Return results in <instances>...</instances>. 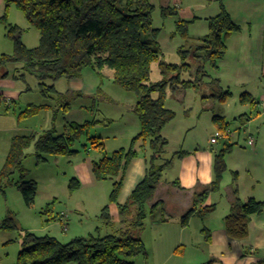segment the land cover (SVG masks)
<instances>
[{
    "label": "trees",
    "instance_id": "16d2710c",
    "mask_svg": "<svg viewBox=\"0 0 264 264\" xmlns=\"http://www.w3.org/2000/svg\"><path fill=\"white\" fill-rule=\"evenodd\" d=\"M10 2H14L28 24L38 31L39 41L33 47L25 45L21 39L22 28L8 23L6 37L13 43V52L0 57V66L7 62L15 63V79L27 82L28 74L37 78L40 95L44 99H56L59 104L55 118L60 111L64 116L70 108L68 99H62L66 94L56 90V80L79 77L85 67L98 73L104 68L111 69L112 82L136 94L132 111L140 127L128 147H120L94 160L91 163L92 175L96 181H112L109 202H116L124 171L141 148L146 150V173L126 201L118 205V223L112 220L107 204L101 209V222L106 227H115L113 232L101 234L96 227L94 233L77 236L67 242H61L54 236L26 232L16 261L9 264H134V258L146 254L140 231L149 215L159 209L162 212L168 210L167 205L172 201L179 211L181 224L185 226L195 211L199 215L213 211L215 204L200 205L210 192L219 190L226 170L225 156L234 143L222 141L220 149L215 152L212 183H198L187 190L181 188L177 181L162 180L163 172L176 156V153L166 154L168 141L162 135V129L175 117V112L165 106L169 91H177L178 98L182 99L187 89L200 91L206 85L208 93H204L206 96L203 98L225 102L231 96V92L223 90L219 79L212 78L210 73L224 57L227 38L240 31V26L233 22L228 12L222 8L219 14L208 18V32L195 39L189 35L191 20L177 18L172 35L178 34L185 43L177 49L179 62L173 63L163 59L158 42L160 29L153 27L155 4L151 0H6L2 21L6 18ZM159 5L162 17L178 15L174 0H159ZM154 61L161 74L157 81L150 78ZM193 66L191 76L189 73ZM239 100L243 104L255 103L248 92L241 93ZM45 106L29 105L20 116L30 117ZM213 119L220 129L225 127L221 124L222 116L214 115ZM99 121L64 122L60 130L52 127L40 134L14 137L0 172V192L14 185L25 205L31 206L37 185L25 178L26 169L22 161L27 156L26 150L33 145L35 155L42 161H46L49 155H76L79 151L75 144L83 136L87 137L90 147L103 149L102 138L89 134L90 127ZM237 178L235 171L230 191L231 208L223 223L226 235L238 240L248 235L250 216L264 210V201L254 197L242 201L236 193ZM78 185L77 179L72 177L69 188L74 189ZM175 190L182 195L181 198H176ZM13 219L9 214L0 227L6 230L17 228ZM257 262L264 264V258Z\"/></svg>",
    "mask_w": 264,
    "mask_h": 264
},
{
    "label": "crops",
    "instance_id": "0c3cea01",
    "mask_svg": "<svg viewBox=\"0 0 264 264\" xmlns=\"http://www.w3.org/2000/svg\"><path fill=\"white\" fill-rule=\"evenodd\" d=\"M174 3L178 8V15L170 17L191 20V24L204 23V27L199 26L200 33L198 32V36L195 38L201 37L208 32V18L219 14L222 8L228 12L233 22L240 26V31L231 34L227 38L224 57L219 61L211 77L219 79L223 90H229L231 86H237L240 94L248 92L255 99V103L250 105L264 109V0H174ZM5 7L6 0H0V36L6 37L7 24L2 21ZM167 38L166 36L159 37V44L163 45L162 39H164V43L168 42ZM12 52L13 46L7 43L4 44L1 40L0 57L3 54H11ZM15 68L16 64L12 62H7L0 66V172L4 166L11 141L14 137L28 135L30 133L40 134L49 128L56 127V118L54 115L59 104L53 98L44 99L40 95L38 88V92L31 90L32 88L24 79H15ZM102 71L112 81L113 71L109 68H104ZM35 79L37 80L36 85H38V79ZM57 81L62 86V90L59 89L57 91L66 94L67 97L68 95L69 97H81L88 101L98 94V89L93 87V84H91L93 82L90 80V82L85 83L83 79L75 77L71 79L60 78ZM31 82L35 84L34 81ZM32 96L33 98L31 99ZM36 99H40V101L37 102ZM40 104H46L47 106L31 115L32 117H38L40 115L39 119L43 120L42 125L35 124L38 126L36 130L39 131L34 129L28 134H21L24 129L22 127L25 119L20 116V113L29 105L37 106ZM241 104L244 106L249 103ZM117 106L119 107V105ZM80 107L93 108L85 104L80 105ZM72 108L70 104V108L64 116L61 112V115L65 118L64 122H80L68 118L67 115L71 113ZM78 112L80 113V111ZM224 114L220 115L223 118L221 124L225 126L223 129L219 128L214 122V115L212 116L213 122L216 125L215 129H218L216 132L223 131L229 127V122H226ZM136 119L138 120L137 117ZM249 120L250 116H246L240 125L246 128ZM135 135L131 136V131H129L128 136H126V145H120L116 149H112V152L120 147H128L130 140ZM162 135L167 139V145L173 143L171 141L172 137L169 135L168 123L163 127ZM232 135L226 139L227 142L232 143ZM220 142L222 143V141ZM220 142L212 144L209 140L203 142L192 140L181 143L174 141L177 147L172 149V151L176 153V156L163 172L162 180L166 182L177 181L181 188L187 190L193 188L198 183L202 185L211 184L215 177L214 155L220 149L217 146ZM255 143L256 140L253 144H250L254 146ZM143 149L141 148L138 151V155L133 157L126 167L123 174L122 188L116 202H109V194L112 189L111 185L107 205L112 220L115 223H118L120 220L118 205L126 201L135 185L146 173V150ZM77 154L72 155L75 158L73 163L69 162L72 168V177L76 178L79 183L76 189L78 190L86 185L93 187L96 182H99L94 179L91 172V163L94 159L79 158ZM72 156L67 157L71 158ZM248 168L252 169L251 167ZM253 170L256 174L251 176L247 182L245 180L244 182L241 181L240 174H238V178L235 181L237 196L242 201H245L249 197L264 201V165L260 168V171H257L254 167ZM30 180L35 181L37 185L36 180ZM233 183L234 176L231 181H228V183L219 188L220 191L217 196L214 195V192H210L200 207L215 204L214 210L205 215H199L195 211L185 226L181 224L180 215H178L179 211L171 201L167 205V208L172 215L166 219L160 209L150 215L149 224L144 225L140 231L141 239L146 244V234L149 236L151 234L154 236H162L165 232H168L172 236L171 240L174 241L168 256L173 257L175 254L179 255V259L175 260L172 264H258L257 261L260 258H264V210L259 214L250 216L248 235L245 238L238 240L232 239L226 235L224 230L223 218L231 208L232 197L230 191ZM11 186L5 187L4 191L0 193H4ZM175 193L176 198L182 197L176 190ZM104 206L100 208V212ZM67 211L73 214L74 210L67 209ZM55 218L63 224L62 232H67L62 236L64 238L71 231V227L67 228L66 221L70 220L69 218L71 216L60 213ZM4 219L0 221V225ZM30 230L26 229L20 235L23 236L26 232L33 233ZM8 231L0 227V245L2 246L12 240L10 236H7V234L10 235ZM59 234L58 232L53 235H45L56 237ZM4 254L6 255L7 252ZM168 256L162 260L161 264H169L167 263ZM135 259L134 264H143L140 260Z\"/></svg>",
    "mask_w": 264,
    "mask_h": 264
},
{
    "label": "rangeland",
    "instance_id": "374dc122",
    "mask_svg": "<svg viewBox=\"0 0 264 264\" xmlns=\"http://www.w3.org/2000/svg\"><path fill=\"white\" fill-rule=\"evenodd\" d=\"M151 1L155 4L153 27L160 29L158 42L160 43L159 37H168V42L164 43V39H162L163 45L160 44L163 59L167 62L178 63L177 49L185 43V39H182L178 34L172 35L175 31L176 18L162 17L159 0ZM4 23L16 24L22 28L21 39L25 45L36 46L38 44V31L28 24L23 13L17 9L14 2H10ZM199 26L204 27V23H190L188 30L192 39L198 36ZM0 38L4 44L7 43L13 46L8 37L0 36ZM193 70L194 66L189 75H193ZM210 73L211 75L214 74V70ZM186 77H188V73H186ZM26 78H28L26 80L32 88L31 90L38 92L35 77L28 74ZM79 78L83 79L85 83L92 81L91 84L98 89V94L88 101L81 97H69V95L62 99H68L71 107H73L71 113L67 115L68 118L80 122L93 119L100 120L90 127L89 134L90 136L94 135L102 138V142H104L103 150L100 147H90L86 136H83L75 144L79 151L77 154L79 158L98 160L103 155L110 154L112 149H116L120 145H126V136H128L129 131H131V136L137 134L139 122L132 111L137 96L134 92L126 91L114 84L103 71L98 73L85 67L82 69ZM150 78L151 81H157L161 78L156 61L152 63ZM206 80V82L209 81ZM31 81H34L35 84ZM56 81V90H62L61 83L59 81L56 83ZM201 88L200 91L192 88L187 89L182 99L178 98L177 91H169L165 105L175 112V117L168 122L169 135L172 137L171 141L173 143L166 146V154L170 155L173 153L172 149L177 147L174 141L177 143L192 140L210 141V138L218 130L215 129L216 125L212 116L225 113L226 122H229L228 129L233 133L231 142L234 144L225 156L226 170L223 173L220 188L231 181L235 171L240 174L241 181L244 182L245 180L247 182L251 176L256 174L253 167L260 171V168L264 165V109L253 107L250 104L243 106L239 101L240 90L237 86L229 88L232 94L225 102L203 98V96H206L204 93H208V87L205 85ZM40 99H36V101L38 102ZM84 101L86 102L83 103ZM82 104L93 108H79ZM227 104H229L228 107ZM246 116H250V120L247 122L246 128H243L240 123L245 120ZM39 118L40 115L38 117H25L22 127L24 129L21 134H28L32 130L38 129L35 124L42 125L43 121ZM64 121L65 118L60 111L55 119L58 130L62 129ZM249 136H253L256 140L254 146L249 143ZM221 145L220 142L217 145L218 148ZM26 152L27 156L22 161L26 169L25 178L37 181V193L31 206L25 205L20 191L14 185L8 187L4 193H0V221L10 214L17 223V228L8 229L10 235L7 234V236H10L12 240L4 246L0 245V263L9 264L16 261L17 253L22 247L23 236L20 234L26 229H31L30 231L37 235H53L59 232L60 234L56 237L61 242L70 241L72 237L77 235L85 236L88 233H94L96 227H99L101 234L115 230L113 226L106 227L99 218L100 208L108 203V194L112 185L111 180L96 182L93 187L86 185L78 190L76 188L68 189L72 178V168L69 162L73 163L75 159L72 155L71 158L65 155H49L46 161H42L35 155L34 147L30 146ZM219 191L220 189L215 191L214 195L217 196ZM67 209L74 210L73 214L69 213ZM60 213L71 216L70 220H66L67 228L71 227V231L69 230L70 232L64 238L62 236L67 232H62L63 224L55 218ZM163 214L166 219L172 215L168 210L164 211ZM150 218L149 215L145 219V225L149 224ZM71 233L74 234L71 235ZM145 237L146 254L145 256L139 255L134 259L140 260L143 264H161L174 244V241L171 240L172 236L165 232L162 236L152 234L149 236L146 234ZM5 252H7L6 255ZM178 259L179 255L177 254L173 257L168 256L167 263L172 264Z\"/></svg>",
    "mask_w": 264,
    "mask_h": 264
},
{
    "label": "built area",
    "instance_id": "2783aa9c",
    "mask_svg": "<svg viewBox=\"0 0 264 264\" xmlns=\"http://www.w3.org/2000/svg\"><path fill=\"white\" fill-rule=\"evenodd\" d=\"M232 135V131L229 129H225L223 131H219L213 134V136L210 138V143L216 144L220 141H225L228 137ZM248 140L250 143H254L255 139L253 136H249Z\"/></svg>",
    "mask_w": 264,
    "mask_h": 264
}]
</instances>
